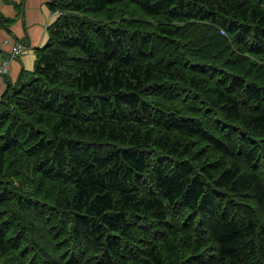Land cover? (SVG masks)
Masks as SVG:
<instances>
[{
  "label": "trees",
  "instance_id": "obj_1",
  "mask_svg": "<svg viewBox=\"0 0 264 264\" xmlns=\"http://www.w3.org/2000/svg\"><path fill=\"white\" fill-rule=\"evenodd\" d=\"M49 7L0 98V264H264V0Z\"/></svg>",
  "mask_w": 264,
  "mask_h": 264
},
{
  "label": "crops",
  "instance_id": "obj_2",
  "mask_svg": "<svg viewBox=\"0 0 264 264\" xmlns=\"http://www.w3.org/2000/svg\"><path fill=\"white\" fill-rule=\"evenodd\" d=\"M49 2L3 0L0 3V63L15 41H22L27 46L19 58L10 60L8 70L0 74V98L17 82L23 70L34 69L36 49L46 44L48 26L57 18L51 14Z\"/></svg>",
  "mask_w": 264,
  "mask_h": 264
},
{
  "label": "built area",
  "instance_id": "obj_3",
  "mask_svg": "<svg viewBox=\"0 0 264 264\" xmlns=\"http://www.w3.org/2000/svg\"><path fill=\"white\" fill-rule=\"evenodd\" d=\"M2 1L3 0H0V3H2ZM50 12L52 15H55V16H59L61 14L60 9H58V8L51 9ZM25 48H26L25 44L20 42V41H16L13 44L10 53H7L1 60L0 74H4L8 70L10 60H14V59L18 58L23 53Z\"/></svg>",
  "mask_w": 264,
  "mask_h": 264
},
{
  "label": "clouds",
  "instance_id": "obj_4",
  "mask_svg": "<svg viewBox=\"0 0 264 264\" xmlns=\"http://www.w3.org/2000/svg\"><path fill=\"white\" fill-rule=\"evenodd\" d=\"M50 10H51V9H50ZM18 41H19V40H18ZM15 42H16V41H15ZM15 42H14V43H15ZM20 42H22V41H20ZM14 43H13V44H14ZM22 43H23V42H22ZM12 46H13V45H12ZM25 46H26V45H25ZM26 47H27V46H26ZM11 49H12V47H11ZM9 53H10V52H9ZM21 55H22V54H21ZM21 55H20V56H21ZM20 56H19V57H20ZM19 57H18V58H19ZM16 59H17V58H16ZM14 60H15V59H14Z\"/></svg>",
  "mask_w": 264,
  "mask_h": 264
},
{
  "label": "bare ground",
  "instance_id": "obj_5",
  "mask_svg": "<svg viewBox=\"0 0 264 264\" xmlns=\"http://www.w3.org/2000/svg\"><path fill=\"white\" fill-rule=\"evenodd\" d=\"M19 39V38H18ZM2 52V51H1ZM24 71V70H23ZM22 73V72H21ZM162 218V217H161Z\"/></svg>",
  "mask_w": 264,
  "mask_h": 264
}]
</instances>
